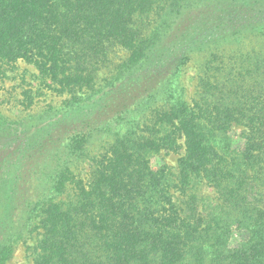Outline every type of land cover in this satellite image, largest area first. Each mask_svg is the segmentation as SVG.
<instances>
[{"label":"trees","instance_id":"trees-1","mask_svg":"<svg viewBox=\"0 0 264 264\" xmlns=\"http://www.w3.org/2000/svg\"><path fill=\"white\" fill-rule=\"evenodd\" d=\"M19 61L0 264H264V0H0V84Z\"/></svg>","mask_w":264,"mask_h":264},{"label":"rangeland","instance_id":"rangeland-1","mask_svg":"<svg viewBox=\"0 0 264 264\" xmlns=\"http://www.w3.org/2000/svg\"><path fill=\"white\" fill-rule=\"evenodd\" d=\"M260 39H255L253 37H249L244 39V42L241 44L242 50H249L254 46H257ZM232 49H236V47H232ZM201 56L193 55L187 64L185 65L182 72V81L184 86L186 87V97H190L195 91L196 78L198 75V65L201 61ZM15 72H8V76H11V79L4 80L2 84H0V112L9 119H16L20 116L24 115V107L19 102L23 97L20 94L23 90L28 88H32L37 85L38 80L34 77V73L37 71L35 68L25 62L19 61L17 62ZM52 101V102H50ZM57 98L53 99L52 96L46 97L45 100H40L37 104H35L31 109L32 112H37L41 108H43L46 104L54 103L56 104ZM24 112V113H23ZM237 133H233L234 139L237 140ZM176 156H169L165 158V161L174 166ZM210 190L207 189V192ZM8 264H30L27 255L23 247H19L13 258Z\"/></svg>","mask_w":264,"mask_h":264}]
</instances>
